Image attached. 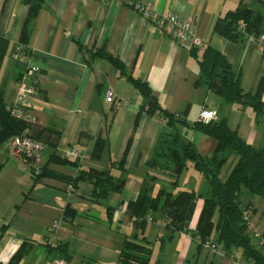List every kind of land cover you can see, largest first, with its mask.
<instances>
[{
  "label": "crops",
  "instance_id": "obj_1",
  "mask_svg": "<svg viewBox=\"0 0 264 264\" xmlns=\"http://www.w3.org/2000/svg\"><path fill=\"white\" fill-rule=\"evenodd\" d=\"M144 1L158 14L191 18L204 43L220 51L231 70L241 75L246 92L256 94L262 87L264 103V47L245 36L231 41L212 32L217 19L243 7L253 12L258 31L264 34V0ZM28 10L22 0H0V35L8 40L0 91L9 105L26 76L27 62L39 66L41 74L27 116L30 122L58 133L60 140L55 149L45 145L29 166L8 159L0 149V264H8L23 243L27 253L19 264H119L124 241L135 234L149 242L148 264H248L240 251L220 257L194 240L202 199L196 201L187 232L169 233L162 225L150 223L142 231L136 229L127 206L136 200L149 177H157L154 192L164 187L173 193L194 190L204 196L208 190L202 175L190 165L175 189L161 172L147 166L160 137L169 130L159 111L153 104L148 109L151 101L139 94L128 78L145 83L158 106L181 115L188 124L197 121L203 109L213 111L254 148L264 149V118L256 124L250 108L224 102L206 86H196L200 74L191 50L172 42L117 0H42L27 43L22 44ZM17 44L23 46L26 59L13 58ZM99 53L117 58L122 70ZM108 89L121 101L119 107L105 102ZM125 100L130 103L125 105ZM182 132L203 156L213 152L212 139L191 130ZM99 138L103 146L96 158L93 152ZM69 149L76 150L74 159L66 157ZM52 154L74 165L51 162ZM121 161L124 171L111 169V173L125 180L123 189L105 200L92 196L89 181L77 180L70 190V182L61 179L75 180L78 170L104 173L111 163ZM42 169L48 174L35 180L32 171ZM229 171L223 176L220 173L221 178ZM248 203L256 210L253 219L264 218V199L258 208ZM56 221L62 225L53 232L50 227ZM263 230L264 226L255 238ZM211 241H216L215 234ZM46 243L66 245L69 260L58 251L50 252Z\"/></svg>",
  "mask_w": 264,
  "mask_h": 264
},
{
  "label": "trees",
  "instance_id": "obj_2",
  "mask_svg": "<svg viewBox=\"0 0 264 264\" xmlns=\"http://www.w3.org/2000/svg\"><path fill=\"white\" fill-rule=\"evenodd\" d=\"M22 1L29 5L20 36L21 43L26 44L30 24L39 10L42 0ZM252 15L251 10L241 7L228 13L224 18L217 19L212 32L234 41L241 37L236 29L240 22H244L247 33L260 35L262 33L258 31L257 20L253 19ZM7 50L8 40L5 36L0 35V69ZM190 53L196 58L199 68L200 76L196 81V86H206L224 102L241 108H250L255 115V123L261 122L264 118V103L261 99L262 87L256 94L246 92L241 87V75L233 72L224 55L209 45H206L203 52H199L201 53L200 58H197V51L191 50ZM99 56L109 59L119 70H122V64L117 58L105 53H99ZM128 79L139 94L151 101L148 109L151 110L153 104V108L159 111L169 130L167 134L160 137L154 155L147 162V166L154 171L161 172L167 178L170 186L175 189L178 186L180 175L190 165L198 174L202 175L208 190L204 196L194 190H181L173 193L164 187H160L154 192V183L157 177L156 175L149 177L143 181L136 200L129 202L127 206V214L136 229L142 231L147 223L155 224L159 221L164 223L162 226L169 233L187 232L196 201L202 199L203 207L196 229L192 234L199 246H207L210 250V247L215 245L224 252L223 257L229 256L233 251H240L248 264H264V230L255 243L250 234L249 223L251 214L256 210L250 203L242 204L240 201L243 190L252 196L264 199V149L254 148L244 142L228 127L225 119L215 118L208 123H203L198 119L192 124H188L181 115L170 114L158 106L145 83L130 77ZM182 130H191L212 139L215 143L213 152L209 156L200 154ZM23 132H26L33 140L52 149H55L60 140L58 133L13 117L8 111V105L4 102L3 92L0 91V149L12 137ZM102 146L103 139H97L93 157L99 156ZM231 157H234L235 162L226 177L222 179L221 170ZM49 161L73 164L69 161L59 160L54 154L51 155ZM122 168L123 161L113 162L110 164V169L104 173L94 170H78L75 180L70 181L64 177L61 179L70 182V186L75 185L77 180L89 181L93 185L92 196L97 200H105L110 193H120L123 189L125 180L114 177L111 173V169L123 172ZM36 171H32L35 180L48 174L45 169L38 171V174ZM108 215L110 217L111 213ZM214 234L216 241L212 242L211 238ZM44 246L50 252L61 253L65 261L69 260V251L66 245L52 246L46 243ZM26 253V244L23 243L11 256L8 264H19ZM150 255L151 248L147 239L135 234L124 241L123 249L119 255V264H148Z\"/></svg>",
  "mask_w": 264,
  "mask_h": 264
},
{
  "label": "built area",
  "instance_id": "obj_3",
  "mask_svg": "<svg viewBox=\"0 0 264 264\" xmlns=\"http://www.w3.org/2000/svg\"><path fill=\"white\" fill-rule=\"evenodd\" d=\"M102 1L107 2L110 0ZM117 1L127 5L134 12L140 14L144 19L150 21L158 31L168 35L171 41L180 47L195 50L197 52H203L205 49L206 44L197 35L193 20L191 18L181 19L171 13L158 14L152 11L151 4L144 0ZM236 32L241 36L247 37L252 44L257 45L260 48L264 47V34L256 36L253 33H247L244 22L239 23ZM12 56L14 59H18L19 57H24L26 59L23 46L17 44L13 49ZM40 74L41 68L39 66L27 62L26 76L18 86L14 101L8 105V111L16 119L24 122H30V119L27 116V110L30 108L29 99L35 91ZM105 102L113 105L114 107H119L121 105V101L116 99V96L111 89H108L105 92ZM123 103L128 105L130 102L129 100H125ZM215 118V113L208 109H203L199 115V120L203 123H208ZM44 148L45 146L42 143L33 140L27 135L26 132H23L7 141L1 150L3 153H5L8 159L17 160L23 165L29 166L32 164L36 156L44 150ZM76 156L77 152L75 149H69L66 152V157L68 159H74ZM36 174H38V171H36ZM69 189L72 190V187L70 186ZM149 221L151 220L149 219ZM155 224L164 225V223L159 221H157ZM61 225L62 223L60 221H56L51 225L50 229L51 231L56 232L60 229ZM251 227L252 225L250 222V230ZM210 250L212 253H215L220 257L224 256V252L218 249L215 245H212Z\"/></svg>",
  "mask_w": 264,
  "mask_h": 264
},
{
  "label": "rangeland",
  "instance_id": "obj_4",
  "mask_svg": "<svg viewBox=\"0 0 264 264\" xmlns=\"http://www.w3.org/2000/svg\"><path fill=\"white\" fill-rule=\"evenodd\" d=\"M235 162V159L234 157H231L226 163L225 165L223 166L222 170H221V176H223L225 174V171H229V169L231 170L233 164ZM229 173V172H228ZM243 194H241V197H240V201L242 204H247L248 202H252V204L254 206H256L257 208L259 207V205L261 204L262 202V199L260 197H257V196H252L250 195L246 190H243L242 192ZM258 210V209H257ZM260 213H262L261 211H259ZM258 212V213H259ZM251 230H250V234L253 236V239H257L255 238V234L258 233L259 231H261V229L263 228L264 226V218H252L251 217Z\"/></svg>",
  "mask_w": 264,
  "mask_h": 264
}]
</instances>
